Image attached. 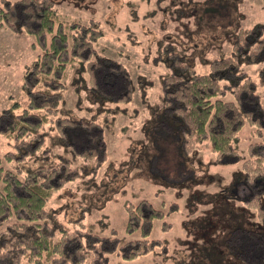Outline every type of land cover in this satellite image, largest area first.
<instances>
[{"label": "rangeland", "instance_id": "rangeland-1", "mask_svg": "<svg viewBox=\"0 0 264 264\" xmlns=\"http://www.w3.org/2000/svg\"><path fill=\"white\" fill-rule=\"evenodd\" d=\"M53 1V8L63 22L61 28L70 37L81 26L97 28L99 31H95L97 34L91 40L96 52L108 61L123 65L137 87L131 100L100 106L87 94L85 88L89 85L82 87L89 83L87 62L68 59L62 102L40 130V138L41 148L48 147L51 154L63 157L66 165L77 168L79 173L53 190L46 203L50 221L71 228L77 223L75 219L82 217L84 223H93L101 235L135 237L137 233L129 234L126 228V205L145 198L154 207L163 209L166 213L155 220L150 234L160 242L130 260L113 255V264H183L181 260L189 248L186 242L195 240L194 232L196 235L198 231L195 228L191 231L188 226L201 223L198 220L206 219V215L212 220L220 219L213 211L219 202L215 196L222 186L230 195V199L222 197V202L238 209L244 215V222H264V201H249L251 189L255 190L260 182L246 180L247 169L242 166L243 159L251 155L248 144L258 138L255 131L251 132L254 123L263 126L264 133V119L260 117V107L264 109V60L241 65L256 83L260 107L252 97L242 102L244 111L252 112V117L259 121H245L238 132L235 155L219 157L207 140L199 143L196 150L182 155L177 138L159 129L154 118L165 105L161 76L168 70V55L160 56L159 52L178 50L198 72H207L210 60L229 54L232 31L237 26L264 24L263 0ZM8 25L0 24V114L9 107H15L18 112L24 109L28 96L23 86L24 76L42 52L38 36L24 27L12 29ZM31 25L37 26L34 22ZM81 79L85 84L79 82ZM145 79L150 84H144ZM139 83L144 84L146 97L141 96ZM224 97L229 98L230 93ZM105 107L111 110L108 114ZM118 108L126 109L118 111ZM62 115L88 120L98 115V124L107 115L106 125H101L106 151L103 161L78 155L70 141L68 145L62 140L65 135L62 124L56 126L54 122L55 117ZM3 128L0 122V157L6 169L15 171L18 156L22 155ZM8 151L14 152L10 160L3 157ZM234 176L241 180L239 186H233ZM243 180L249 186H242ZM220 208L224 210L223 219L229 221L234 210ZM12 218H8L9 222ZM163 220L168 224L162 227ZM6 223L7 220L0 223V230ZM59 233L55 231V238ZM217 238L221 239L222 235Z\"/></svg>", "mask_w": 264, "mask_h": 264}, {"label": "trees", "instance_id": "trees-1", "mask_svg": "<svg viewBox=\"0 0 264 264\" xmlns=\"http://www.w3.org/2000/svg\"><path fill=\"white\" fill-rule=\"evenodd\" d=\"M53 5V0H0V24L7 23L12 29L24 27L38 36L37 43L42 49L24 76L26 106L20 112L9 107L0 114L3 131L14 140L22 155L18 156L15 171L6 169L0 157V223L7 220L0 230V264H113V255L130 260L160 242L150 234L155 220L166 212L149 200L143 198L124 208L127 231L137 233L135 237L101 235L93 223H84L82 217L75 219L77 223L71 228L49 219L46 203L53 190L79 173L77 168L67 166L63 157L51 154L48 147L41 148L40 138V130L62 102L68 59L87 62L89 83L85 84L82 79L79 82L85 84L83 88L89 85L85 88L87 94L100 106L131 100L137 87L123 65L108 61L96 52L91 40L97 34L95 31H99L97 28L84 25L79 30L73 24L78 30L70 37L61 28L63 22ZM33 22L36 27L31 25ZM232 37L229 54L210 60L207 72H198L178 50L161 51L163 45L158 49L160 56L168 55V70L161 76L165 105L154 118L159 129L177 138L182 155L196 150L204 140L219 157L234 154L238 149L235 146L238 132L245 121H259L242 107V102L249 97L260 105L256 83L241 65L264 60V24L249 28L237 26ZM144 84L139 83L138 87H142L141 96L146 97ZM228 92L230 97L225 98ZM260 108V117L264 119V109ZM125 109L118 108V111ZM104 111L108 114L111 110L107 107ZM97 116L88 120L62 115L55 117L54 122L56 126L62 124L67 135H62V140L68 145L70 141L73 151L86 154V158L94 156L101 162L106 155L101 125H106L108 119L106 115L103 123L98 124ZM254 124L251 132L255 131L258 138L248 144L247 150L252 156L247 155L242 166L247 169L246 180L260 182L255 190L251 189L249 200L258 202L264 201V133L263 126ZM13 156L14 152L8 151L3 157L10 160ZM224 193L215 196L219 202L213 214L219 220L206 215V219L198 220L201 223L188 226L191 231L194 228L198 231L196 235L194 232L195 240L186 242L189 248L181 260L183 264H264V222L248 220L246 225L248 221H243L244 215L238 209L222 202L223 198L230 199ZM221 206L234 210L229 221L223 219ZM10 217L14 219L11 222ZM164 224L167 221L163 220L161 226ZM55 231L60 232L57 238ZM220 235L222 238L218 239Z\"/></svg>", "mask_w": 264, "mask_h": 264}, {"label": "flooded vegetation", "instance_id": "flooded-vegetation-1", "mask_svg": "<svg viewBox=\"0 0 264 264\" xmlns=\"http://www.w3.org/2000/svg\"><path fill=\"white\" fill-rule=\"evenodd\" d=\"M233 180V182H232V184H233V186H239V182H241V180H239L238 178H236V176H234L233 178H232ZM243 182V185L242 186H249L248 184H247V182L246 181H242ZM257 182H259V181H257ZM257 185V184H256ZM223 188H222V190L219 192L220 194H222V193H224L225 192V186H222ZM235 193H237L238 191L236 190V189H234L233 190ZM224 195H225V193H224ZM261 225V224H260ZM203 234V232L201 233V235ZM190 241V240H189Z\"/></svg>", "mask_w": 264, "mask_h": 264}]
</instances>
